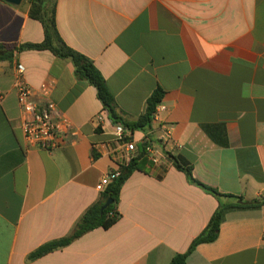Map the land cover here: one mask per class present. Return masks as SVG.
<instances>
[{"label": "crops", "instance_id": "obj_1", "mask_svg": "<svg viewBox=\"0 0 264 264\" xmlns=\"http://www.w3.org/2000/svg\"><path fill=\"white\" fill-rule=\"evenodd\" d=\"M28 11L26 0H0V44L43 41ZM55 22L63 42L100 72L124 120L142 115L157 88L164 92L166 110L150 128L129 130L139 150L144 136L158 142L162 125L170 141L160 147L159 165L138 161L119 192L113 226L29 261L42 245L70 235L99 199L95 187L114 168L117 125L69 60L44 50L0 62V264H168L218 206L171 158L222 194L264 196V0H57ZM19 76L38 103L47 88L71 125L55 152L23 138ZM186 264H264V206L229 212L217 239L198 245Z\"/></svg>", "mask_w": 264, "mask_h": 264}, {"label": "trees", "instance_id": "obj_2", "mask_svg": "<svg viewBox=\"0 0 264 264\" xmlns=\"http://www.w3.org/2000/svg\"><path fill=\"white\" fill-rule=\"evenodd\" d=\"M26 2L29 4L28 15L31 19L36 20L41 24L44 39L39 44H22L18 46H6L0 44V62L12 61L15 54L22 51L44 50L49 51L57 58L69 60L73 65L75 78L80 81H85L87 84L95 88L97 98L102 104L103 109L107 111L113 124L120 125L132 131L146 132L151 126L156 105L162 101L164 92L160 88H157L147 99L145 111L142 115L132 122L124 120L117 114L114 98L108 91L102 75L96 69L92 61L68 47L61 39L55 22L57 0H26ZM140 150L138 157L133 159L127 166L121 168L119 176L105 188L96 203L85 211L70 235L42 245L30 253L28 260H35L48 253L62 249L75 239L93 229L102 228L107 230L113 226L120 217L117 205L119 202V192L121 187L132 172L138 169V161L144 158L143 148L141 147ZM92 157L93 159H96L97 155L93 153ZM171 160L174 168L182 172L190 184L199 187L205 193L213 196L218 203L217 209L209 219L207 226L192 241L188 250L183 254H176L168 263L186 264L187 258L198 245L212 243L217 239L219 227L229 212L236 210L259 209L264 206V196L253 200H245L242 196L222 194L194 179L191 165L175 158H171ZM107 200H110L111 204L101 212V209Z\"/></svg>", "mask_w": 264, "mask_h": 264}, {"label": "built area", "instance_id": "obj_3", "mask_svg": "<svg viewBox=\"0 0 264 264\" xmlns=\"http://www.w3.org/2000/svg\"><path fill=\"white\" fill-rule=\"evenodd\" d=\"M18 72L19 75L22 74L21 68H18ZM14 89L21 109L23 138L27 145L48 153L58 150L61 147L59 137L69 131L71 125L66 118L59 116L56 105L48 99V89L42 88L41 94L44 98L41 103L35 101L31 88L21 76L16 79ZM165 110L166 108L162 104H157L153 119L155 120L158 113ZM102 115V113H99L95 116L97 127H101ZM161 131L159 140L156 143L151 142L147 136H144L141 140V147L144 152L143 157L152 165L161 163L160 147L170 141L169 127L162 125ZM131 133L128 128L117 125L118 146L111 151L114 168L99 180L95 187L97 192H103L119 176L121 168L127 166L133 159L138 157L141 150L137 147V143L132 140Z\"/></svg>", "mask_w": 264, "mask_h": 264}, {"label": "water", "instance_id": "obj_4", "mask_svg": "<svg viewBox=\"0 0 264 264\" xmlns=\"http://www.w3.org/2000/svg\"><path fill=\"white\" fill-rule=\"evenodd\" d=\"M2 1H4L10 5H13V6H19L23 0H2ZM110 204H111V201L107 200L106 203L104 204V206L102 207L101 212L103 211V209L108 207Z\"/></svg>", "mask_w": 264, "mask_h": 264}]
</instances>
